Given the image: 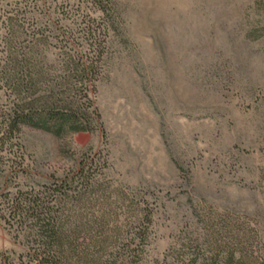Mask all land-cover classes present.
<instances>
[{"label":"rangeland","instance_id":"obj_1","mask_svg":"<svg viewBox=\"0 0 264 264\" xmlns=\"http://www.w3.org/2000/svg\"><path fill=\"white\" fill-rule=\"evenodd\" d=\"M62 1L38 0L21 17L37 19L25 31L47 37L56 64L98 38L97 128L60 138L22 128L0 165V195L83 167L148 214L141 264L161 262L185 234L203 235L196 216L208 211L249 229L264 260V0H114L106 18ZM0 251L25 252L1 219Z\"/></svg>","mask_w":264,"mask_h":264},{"label":"trees","instance_id":"obj_2","mask_svg":"<svg viewBox=\"0 0 264 264\" xmlns=\"http://www.w3.org/2000/svg\"><path fill=\"white\" fill-rule=\"evenodd\" d=\"M23 2L7 7L0 1V165L22 128L71 137L94 133L99 118L89 97L99 74L98 38L88 35V49L68 50L56 64L43 49L47 37L25 31L29 23L37 28V19L21 17V10L36 8L38 0ZM59 7L114 15V0H63ZM78 19L84 23L83 12ZM134 201L102 188L83 167L48 186L5 191L0 205L6 215L0 219L15 240L22 238L25 252L0 251V264H141L148 240L145 226L151 221ZM121 210L132 211V220L119 217ZM222 215H195L204 234H185L166 255L172 261L168 264H264L252 232ZM166 257L154 264H166Z\"/></svg>","mask_w":264,"mask_h":264}]
</instances>
